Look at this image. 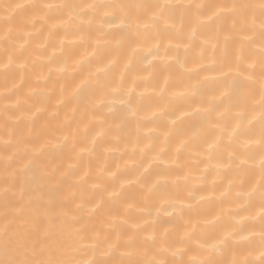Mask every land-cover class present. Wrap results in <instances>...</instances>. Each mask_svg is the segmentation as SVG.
<instances>
[{"label":"bare ground","instance_id":"obj_1","mask_svg":"<svg viewBox=\"0 0 264 264\" xmlns=\"http://www.w3.org/2000/svg\"><path fill=\"white\" fill-rule=\"evenodd\" d=\"M87 2L0 0V65H8L0 67V228L13 247L35 244L39 252L49 245L54 255L69 253L48 239L55 229L77 248L96 246L89 259L101 264L233 257L258 264L260 223L251 219L258 199L249 205L237 193L259 180V166L238 169L229 153H241V134L230 135L236 113L246 123L260 110L259 9L209 20L232 0H97L128 6L140 22L151 11L134 5L166 6L168 23L126 29L110 23L104 9L81 12ZM74 11L79 14L70 16ZM85 78L89 89L77 99L73 91ZM253 128L258 137L259 123ZM233 228L226 249L207 247ZM250 232L257 235L240 238Z\"/></svg>","mask_w":264,"mask_h":264},{"label":"snow or ice","instance_id":"obj_2","mask_svg":"<svg viewBox=\"0 0 264 264\" xmlns=\"http://www.w3.org/2000/svg\"><path fill=\"white\" fill-rule=\"evenodd\" d=\"M19 7V5H17ZM44 7L52 8V4H46ZM60 7H64V5H61ZM128 6H125L120 3L115 2H107V3H98L97 0H92V2L84 3L80 7V11L83 12L85 9L97 11L104 9V15L107 17H110V23L113 20H118L119 25L123 26L126 29H132L133 26H135L137 29H147L150 26H154L157 21L163 20L165 23H168V17L165 16V7L164 5H160L159 3L155 4H136L134 7L138 9H143L145 13L151 11V15L147 17L143 22H140L137 17H130L129 12L127 10ZM202 6L197 4L196 8L199 9ZM252 8H258L259 14H260V30H261V37H262V46L260 48V110L259 113L253 114L250 116V118L245 123L242 119L244 116L243 112H237V121L235 123V126L230 129V135L236 136L238 134H241V153L239 155L235 153H229V164H231V161L233 157L235 160H237L239 163L236 165L238 169H240L244 165H250L252 167H255L257 164L259 166V180H256L252 183L248 191L246 192H238L237 195L245 196L248 200V204L251 205L253 203V199H258V212L255 216L251 217L253 221L259 220L260 223V231L258 233L259 235V245H260V253H259V264H264V0H258V4H249V3H243L241 0H232V3L230 6H218L214 12L208 17L209 20H212L213 17L220 18L221 13H227L231 16L235 17H242L246 10L252 9ZM119 9L120 15L116 16L114 15L115 10ZM111 10V11H108ZM79 13H76L75 11L70 14L72 15H78ZM199 19V17H197ZM174 27V25H173ZM197 28L192 27L188 37L190 40L194 39L196 36ZM140 33L137 32V35ZM205 44H208L209 41L205 40ZM158 48L159 46L156 45ZM213 47H215L213 45ZM135 51V49H133ZM203 51V50H202ZM152 52V49H149V53ZM155 55H153V59H155ZM113 63V61H109L108 65H105L104 67H97L96 73H102L105 72L106 69ZM215 61H212V64H214ZM212 65H208V67H211ZM0 67L7 69L8 65H0ZM22 68L23 65H20ZM248 68L255 70L254 64H248ZM65 70L64 66H61L58 71L63 72ZM231 71V69L229 70ZM96 73H90V76H95ZM223 75L227 76L228 73H223ZM242 75V73H241ZM207 78V77H206ZM252 74L250 73L247 76V79L251 80ZM89 79L85 78L80 81V84L76 86V88L73 91V95L77 96V99H79L78 94L86 91L89 89ZM113 92L118 91V88H113ZM132 90L129 89V92ZM161 92H163V88L161 89ZM222 96H227L228 92H222ZM39 111V109H38ZM196 111H201V109H196ZM202 111L205 113L211 112V107L205 108ZM155 114V113H154ZM187 114V113H184ZM175 123V121H172ZM255 122L259 123V130H258V137L256 135V131L253 128V125ZM214 127H219L218 125H214ZM221 132L226 131V129L221 128ZM66 140L67 137H64ZM219 141V136H216L213 138L211 142L207 144V148L209 151L213 149L216 144ZM95 143V140L92 141ZM186 143L185 140L180 141V145H178L177 151H179L180 147H182ZM258 146V153L253 154L251 151L252 145ZM81 151H85V149H81ZM217 168L223 167L222 164H216ZM156 185H153L152 188H155ZM152 188L149 189V191L152 190ZM191 195V193H190ZM223 195V194H222ZM239 223V222H238ZM78 233V230H76ZM236 232V229L222 230L219 235L213 239V241L207 245L209 249H214L216 251H222L226 249L229 246V242L234 238V233ZM0 234H7L6 228H0ZM185 235H188L186 232ZM257 235V233L250 232L248 235H242L240 238L242 240H247L251 236ZM112 247V246H109ZM201 247H205V245H201ZM179 251V250H177ZM175 254V253H173ZM195 261V258H193ZM85 264H94V261L89 260L85 261ZM150 264V262H149ZM195 264H253V262H250L248 260H237L235 257L231 260H206V261H195Z\"/></svg>","mask_w":264,"mask_h":264},{"label":"clouds","instance_id":"obj_3","mask_svg":"<svg viewBox=\"0 0 264 264\" xmlns=\"http://www.w3.org/2000/svg\"><path fill=\"white\" fill-rule=\"evenodd\" d=\"M61 144H57L54 147H61ZM36 167V162L33 161L26 169L25 174L31 173ZM48 239L53 245L59 247H68L70 252L62 254L60 256L54 255L55 249L49 245H46L38 252L36 245L31 246L24 245L22 247H13L11 242L7 238V234H0V264H85V261L92 260L94 264H101L94 259H89V255H95L96 246H89L85 249L77 248L73 245V237L61 236L55 229L49 231ZM48 255L45 256V252ZM109 253L115 254L116 249L109 248ZM120 264H131V261H125L121 259ZM256 264V262H253ZM259 264V260H258Z\"/></svg>","mask_w":264,"mask_h":264}]
</instances>
